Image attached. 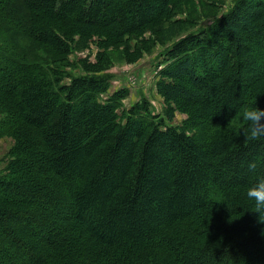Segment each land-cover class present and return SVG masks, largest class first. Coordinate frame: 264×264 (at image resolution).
<instances>
[{
	"label": "trees",
	"instance_id": "16d2710c",
	"mask_svg": "<svg viewBox=\"0 0 264 264\" xmlns=\"http://www.w3.org/2000/svg\"><path fill=\"white\" fill-rule=\"evenodd\" d=\"M177 1L0 0V264H264V0L166 50L156 91L182 128L144 98L119 114L109 74L65 83L10 42L65 55L74 32L120 41Z\"/></svg>",
	"mask_w": 264,
	"mask_h": 264
},
{
	"label": "rangeland",
	"instance_id": "374dc122",
	"mask_svg": "<svg viewBox=\"0 0 264 264\" xmlns=\"http://www.w3.org/2000/svg\"><path fill=\"white\" fill-rule=\"evenodd\" d=\"M235 2L236 0H179L173 4L166 20L120 41H113L105 35L84 37L74 32L65 38L69 46V52L65 55L19 36L11 38L10 42L20 52L29 53L31 60L56 66L64 76L65 83L69 81V76L109 74L110 88L101 98L105 99L107 95L121 88H126L129 92L127 98L121 101L119 114L144 98L149 103L151 114L162 119L166 126L182 128L187 119L186 113L175 108L173 118L168 120L165 116L166 106L156 91L158 70L165 60V52L182 37L209 27L230 10ZM11 78L12 75L6 85L2 82L1 87L4 85L7 88L12 83ZM187 134L195 135L199 140L207 139V135L202 132L187 131ZM11 145L12 138L5 136L0 139V171L5 166V157ZM26 172L23 186L29 188L32 183V169ZM13 227L16 237L31 246L32 238L27 229L24 226L20 229Z\"/></svg>",
	"mask_w": 264,
	"mask_h": 264
}]
</instances>
